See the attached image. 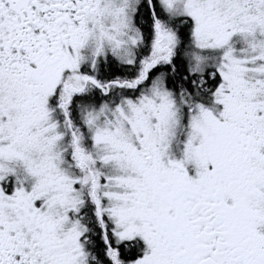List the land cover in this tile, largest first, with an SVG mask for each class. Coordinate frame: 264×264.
<instances>
[{
    "label": "snow or ice",
    "instance_id": "obj_1",
    "mask_svg": "<svg viewBox=\"0 0 264 264\" xmlns=\"http://www.w3.org/2000/svg\"><path fill=\"white\" fill-rule=\"evenodd\" d=\"M0 264H264V0H0Z\"/></svg>",
    "mask_w": 264,
    "mask_h": 264
}]
</instances>
